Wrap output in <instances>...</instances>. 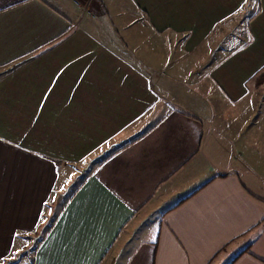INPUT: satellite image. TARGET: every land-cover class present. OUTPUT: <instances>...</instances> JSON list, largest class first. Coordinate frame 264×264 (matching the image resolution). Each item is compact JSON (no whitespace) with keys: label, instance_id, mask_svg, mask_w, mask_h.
I'll return each instance as SVG.
<instances>
[{"label":"crops","instance_id":"0c3cea01","mask_svg":"<svg viewBox=\"0 0 264 264\" xmlns=\"http://www.w3.org/2000/svg\"><path fill=\"white\" fill-rule=\"evenodd\" d=\"M263 72L264 0H0V264H264Z\"/></svg>","mask_w":264,"mask_h":264},{"label":"rangeland","instance_id":"374dc122","mask_svg":"<svg viewBox=\"0 0 264 264\" xmlns=\"http://www.w3.org/2000/svg\"><path fill=\"white\" fill-rule=\"evenodd\" d=\"M114 12V16H115V19H117L118 17H119V14L116 12V11H113ZM106 18L108 19V16H106ZM262 76L264 77V72L262 73ZM83 177L81 176V177H78V178H76V180H74V183H73V185H72V187H75L76 185H77V183L79 182V180H81ZM73 188H71V190H72ZM71 190H69V191H71Z\"/></svg>","mask_w":264,"mask_h":264}]
</instances>
